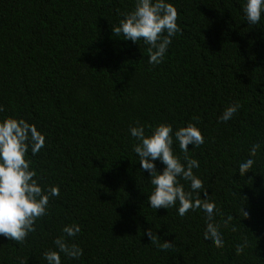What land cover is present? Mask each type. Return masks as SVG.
<instances>
[{
  "label": "trees",
  "instance_id": "obj_1",
  "mask_svg": "<svg viewBox=\"0 0 264 264\" xmlns=\"http://www.w3.org/2000/svg\"><path fill=\"white\" fill-rule=\"evenodd\" d=\"M134 2L0 0V118H24L45 134L26 158L42 188L59 186L22 243L0 236V264H47L43 253L69 223L81 231L65 238L83 252L61 254V264H264V23L248 24L244 0H170L180 31L149 65L142 40L112 31ZM229 104L240 111L218 123ZM161 122L173 132L192 122L204 136L187 153L203 184L193 195L206 192L215 204L223 247L204 240L201 210L181 217L176 206H148L153 186L128 129L150 133ZM253 144L254 163L241 176ZM172 148L183 159L175 139Z\"/></svg>",
  "mask_w": 264,
  "mask_h": 264
},
{
  "label": "clouds",
  "instance_id": "obj_2",
  "mask_svg": "<svg viewBox=\"0 0 264 264\" xmlns=\"http://www.w3.org/2000/svg\"><path fill=\"white\" fill-rule=\"evenodd\" d=\"M242 12L248 24L259 27L264 23V0H244ZM118 37L132 42L143 41L147 45V63L156 65L162 62L172 38L180 31L177 24V9L170 0H135L132 10L122 14L118 25L112 27ZM0 105V112H4ZM240 111L239 104H229L217 118V122H228L234 119ZM129 135L135 138L133 152L140 162V169L149 173L148 180L153 186L148 195V206L153 209L176 206L177 215L183 217L189 210H201L205 214L206 224L203 233L205 241L214 247H223L224 240L219 225L213 221L220 213L215 204L207 197L200 199L193 193L203 190L201 179L194 174L193 169L199 168L197 159L190 158L187 153L189 145L193 148L204 143V136L199 127L188 122L178 127L174 132L172 125L158 123L146 132L144 125L130 126ZM178 144L183 159L173 148V142ZM45 143V134L33 123L24 118L6 116L0 118V236L22 243L25 237L35 231V221L46 214V208L52 197L59 195V186L47 188L37 182L35 169L30 168L31 160L26 158L30 148L31 154H37ZM258 144L249 149V158L238 165L241 176L251 169ZM163 165L158 170L155 162ZM184 181L190 191L185 190ZM244 217L248 212L242 209ZM229 215L223 224L227 226L233 220ZM235 231V227L232 228ZM64 235L54 239L53 249L45 250L43 259L47 264H61V254L66 258L78 259L82 248L68 238L75 237L81 227L78 223H69L61 229ZM150 242H155L151 229L144 233ZM167 249L171 244L167 241L159 245ZM247 246L243 241L235 246L237 255Z\"/></svg>",
  "mask_w": 264,
  "mask_h": 264
}]
</instances>
